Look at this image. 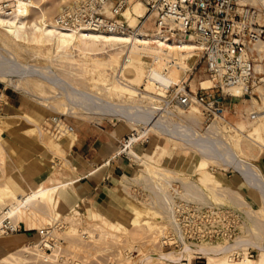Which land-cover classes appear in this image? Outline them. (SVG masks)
Here are the masks:
<instances>
[{"label":"rangeland","instance_id":"rangeland-1","mask_svg":"<svg viewBox=\"0 0 264 264\" xmlns=\"http://www.w3.org/2000/svg\"><path fill=\"white\" fill-rule=\"evenodd\" d=\"M30 1L32 2V7L29 11V19L38 18L41 13H45L47 18L53 19L60 16L62 13L57 8L58 3L64 7V10L70 6L72 2V0ZM134 2L136 1L128 3L123 11ZM245 2L253 5L257 9L258 20L263 23L264 0H246ZM147 17H149L148 14ZM143 18H140L141 23L138 28L148 33L155 32L154 25L152 21H150V18L148 20ZM125 22L128 23L126 19ZM128 27L131 30L126 32L135 30L130 26ZM47 48L48 47H40L35 44H26L20 41L16 42L13 39L11 40L7 34L0 30V61L2 64L0 66V90L3 99L0 117L17 115L19 118L20 116L22 118L24 114L37 117L40 121H38L36 125H32L38 131V137L40 139L44 138L47 145L58 156H60L58 151L62 148L59 136L54 134L55 126L49 125L45 118L47 115L51 114L49 112L50 108H48L49 105L44 101L50 95H55L56 93L61 94L75 106L73 107L75 109H71L77 110L78 112L80 110L79 108H81L79 106H83L86 102H96L100 100L120 106L146 105L154 107L150 104L153 100L145 98L147 95H153L156 92L155 86L158 84L155 82L152 83L148 79L151 69H156L161 72L173 71L176 73V77H174L176 81H182L184 77L188 75L184 83L191 91H195L199 88L200 83L208 78L205 73V63L202 52L200 53L198 50L195 52L196 55H192L187 59V70L181 69L177 65L169 63L161 58L159 59V57H153L147 54L144 57L147 61L144 77L137 87V91L140 92L141 95H139V93L129 92L127 89L122 90V93H120L121 91L119 92L113 84H119L121 86V83H127L125 80L118 78V71L124 60L123 54L119 55L117 61H113L114 63H107V54L94 56L101 61H106L105 66H100L94 71L88 67L86 68L82 57L77 53H73L69 59L68 57L65 58V56L57 55L59 53H57L55 49H53L54 51L52 50V53H48ZM27 80L33 81V85L36 83V85L42 87L40 88L43 91H41L42 94H40L42 98L38 99L33 94L31 95L29 92L26 93L20 86H24ZM62 81H64L63 83L67 81V85L70 83V86H68L69 88H63L61 86ZM70 90H72V92L75 90L76 93L73 94ZM124 91L125 93H123ZM126 91L129 94L132 93L133 96L126 94ZM214 92L216 95L219 94L217 90H214ZM45 96H47V98ZM21 100L26 102V105L22 109L24 111H20L9 105L19 106ZM172 112V115L166 112L165 118L167 120L164 118L166 122L163 121L164 124L166 123L165 126L167 128L170 127V129H174L176 124H181L184 128L183 124L186 126L187 123H193V129H191L189 125H187L189 128L186 126L188 130L193 131L191 135L193 140L196 138L194 135H196L195 133H197V131L198 133L205 134L207 126L209 127L213 123H216L210 127L209 131H211V133H206L207 141H211L207 146V152L211 151L212 153V151H216L217 142H220V144H224L225 142V144L234 151L237 157L253 163L264 174V144H262L263 146L259 145L246 137L253 126L259 123L262 125L264 124V83L251 97L241 96L226 99L223 106L224 121L219 119L216 115L212 121L205 122L201 115L200 108L196 105L188 109L179 108ZM52 114L57 116V119H64L67 125L70 126L69 128L73 129L75 132L78 129L83 130L94 125L106 126L109 128L118 126L121 128L126 127V135L133 130L138 133L140 131V133L143 132L142 128L130 124L123 117H99L93 113L79 114V116L76 117L62 111L60 113L56 111ZM90 114L92 116H90ZM20 121L21 120H19V122ZM22 123L26 124L25 120H22ZM27 124L30 125L29 123ZM70 129H66V131ZM3 132H5V130L0 133V185L4 184L9 186L8 191L13 189L15 195L4 196L2 202H0V219L5 216L2 213V208L7 206L10 207L13 204L19 205L25 197L32 193H34L35 196L27 200V203H25L26 208L22 209V213L19 215L17 213L11 215L13 221L18 224L21 229L27 230L26 228H30L32 230L27 232L20 231L13 234L0 233V239L15 238L17 235L26 234L28 238L25 239L24 245L27 247L28 241L35 240L42 229L53 227V233L58 239L61 250L59 254H55V257L47 256L48 258L45 259L42 257L43 254L38 256L37 254L39 253H34V251H31L28 247V250L31 251L30 253L16 251L19 247L1 248L0 260L3 258L11 259L15 257L19 258L15 261V263L17 262L18 264H138L137 262H139L140 258L146 254L153 253L152 255H154L156 253L176 252L180 247L167 248L162 246L161 242L162 236H166L170 232L171 224L167 218L168 207L163 201L162 194L159 193L160 191L155 188L156 185L160 186V184L164 191H168L172 194L180 192L184 197L193 199L204 205L211 204L224 208L237 209L242 215L238 218L239 222H235L237 224V226H235L236 229L239 228L242 233L240 232L238 235H234V237L232 236V238L227 241L202 243V246L211 245L220 248L221 246H225V244L227 245V243L230 244L233 239L235 240L240 237L248 238L253 236L260 241L264 238V230L262 229L263 203L258 190L252 189L246 185L245 180L231 166L225 167L217 165L216 163L213 164V162H205L197 166L192 172L180 167V163L188 162L191 154H196L197 150L187 142L177 139L175 136H167L156 130L148 131L142 143L133 145L134 151L139 154L141 160H137L131 155L128 157L130 159L124 154L119 156L121 158L120 164L123 162V166L119 170L113 183L115 185V194L112 197V207L111 205H107L110 198L108 192L111 191V183L104 187V190H102L100 195H97L95 199L84 201L85 205H94L100 213L109 217V220H112L113 216L122 217L124 220V228H117L116 230V228L105 227L103 230L95 228L91 231H83V228L89 225L87 226L86 224L88 223L82 218H79V216L72 215V213H70L72 209L64 211L60 208L56 209L49 199L43 198L37 193L43 186L40 185L26 193L22 190L15 189L12 182L8 180V163L6 161V146L4 144ZM122 139L123 138H121L120 141ZM237 140H239V142ZM200 169L212 172L223 181L229 190H233L241 194V196L243 195L242 198L249 207L244 205L236 206L229 201L220 199L218 194H216L218 193V188L202 185L198 181L197 172ZM233 177L244 182L247 187L248 197L244 196L242 191H239L236 185L233 184L231 180ZM122 179H124L122 184L125 191H123L118 184ZM170 181L173 185H177L176 192L175 189H172L174 186ZM192 183L196 184L195 188L189 190L187 185H191ZM131 201L141 204L142 209L139 212L141 214L140 216L149 220L148 223L145 220H141L140 224L137 223L138 225L134 223L138 216L133 214L128 208V203ZM150 207L155 209L156 212L154 215L148 216L145 210L147 211ZM74 216L75 219H73ZM88 219L92 220V216L90 215ZM55 225H57V228ZM242 230L245 232L243 233ZM247 247H241L242 250L239 247L235 248L237 250L229 251L224 256L227 255L228 257L226 256V258L234 260L235 258H244L245 252H247L250 258H245L251 260L258 259L260 250L253 246ZM249 253L252 256H250ZM191 256H189V258L184 256L183 258L189 260H183L182 264H195V261H202L200 264H209L207 256L202 252H195ZM156 262L157 258L153 256L148 263L155 264ZM179 262L180 261H178L177 264H179Z\"/></svg>","mask_w":264,"mask_h":264},{"label":"bare ground","instance_id":"bare-ground-1","mask_svg":"<svg viewBox=\"0 0 264 264\" xmlns=\"http://www.w3.org/2000/svg\"><path fill=\"white\" fill-rule=\"evenodd\" d=\"M131 1H136V2L132 3L130 7H127L122 12V15L127 20L128 26L135 29L132 32L93 29L83 26L68 27L65 25H61L58 22L59 16L53 19L47 18L45 16V13H41L38 18L29 19V11L32 7V2L30 0H0V30L5 34H7L9 38H11V40L13 39L16 42L20 41L26 44H33V45L35 44L36 46L38 45L40 47L42 46L48 47L47 48L48 53H52V50L55 49V51L59 53L57 55L59 56L62 55L63 57L65 56V58L68 57L69 59L71 58V55L73 53L75 54L77 53L80 55V57H82L86 68L88 67L94 71L98 69L100 66L103 65L105 66L106 61L107 63L108 62L111 63L114 60L117 61L119 55L123 54L124 60L120 65V69L118 71V78L125 80L127 83L123 84L119 82L121 83V86L119 84H113V86L116 89H118L119 92L121 91L120 93H122V90L127 89L129 90V92L131 91V92L139 93V95H141L140 92L137 91V87L139 86V84L141 83L144 77L143 76L145 72L144 70L146 68V63H147L144 57L147 54L153 57H159V59L161 58L169 63H173L177 65L181 69L187 70L188 69L187 59L192 55H196L195 54L196 50H198L201 53V46L192 38L173 37L168 40V38L165 35H162L156 31L152 33H148L147 31L141 30L140 28H138L139 24L141 23L140 18L144 17L146 18V20L150 18L147 17L146 5L140 0H131ZM131 1L129 3H131ZM245 1L246 0H240V3L243 4ZM107 5L110 4H106V6L104 7V12L106 15L110 16L111 15L110 6ZM57 8L62 12L61 13L62 15L65 10V9L63 10L64 7L60 5V3H58ZM257 49L260 56L264 58L263 55L264 45L257 46ZM102 54H107L108 56V59L105 62L94 57ZM1 65L2 64L0 61V66ZM174 77H176V73L173 71L161 72L156 69H151L149 72L148 79L152 83L155 82L163 86H167L170 84L180 85L181 83H184L187 80L188 75H186L184 77V80L182 81H176ZM63 82L64 81L61 82V86L63 88H69L68 86H70V83H68L67 85L66 83L67 81H65V83ZM212 84L213 83L210 81V79L207 78L200 83L199 88H208L211 87ZM35 85L36 83L33 85V81L27 80L24 86L22 85L20 86L26 91V93L29 92L31 95L33 94L38 99L42 98V96L40 95L43 92L42 89H40L42 87H39L40 85L39 86L38 85L35 86ZM232 90L233 92H236L235 89H231V91ZM70 91L72 92V90ZM73 91H74L72 92L73 94L76 93L75 90ZM123 93H125V91ZM126 94L129 93L126 91ZM129 95H132V93ZM45 97L47 98V96ZM145 98L153 100L154 95H147ZM44 101L49 105L48 108H50L49 112L51 113L45 117L46 122L49 125L55 126L54 134L56 136H59L61 147L65 150L69 149L72 146L74 139L76 137V133L73 129L69 128L70 126L67 125L64 119L61 118L57 119L58 117L52 114L56 111L57 112L59 111V113L62 111L71 116H76V117L79 116V114L83 115L84 113H93L99 117L102 116H109V117L114 116L116 118L123 117L130 124L137 125L140 128H142L143 129L142 133H147L150 130H156L167 136H175L177 137V139L187 142L189 145L193 146L197 150L196 154L195 153L191 154L188 162H181L179 165L180 167L188 169L191 172L194 171L197 166H200L202 163L205 162H211V163L213 162V164L216 163L217 165H221L225 167L231 166L236 170L238 174L243 176L244 179L249 184L255 187L258 190L259 194L261 195L262 203H263L262 229L264 230V179L260 172V169L257 166H255L253 163L243 158L237 157L234 151L231 150L229 146L225 144V142H224L225 145L223 143L220 144V142H217L216 144L217 150L212 151V153L211 151L207 152L208 149L207 146L210 144L211 141H207L206 133L210 134L211 133V131H209L210 127H212V125L216 123L212 122L213 124L207 127L205 134L198 133L197 131V133H195L196 135L193 134L196 138L192 140L191 135L193 131L188 130V128L190 127L191 129H193L194 128L193 123L191 124L187 123L186 126L189 125V127L187 126L188 128H186L185 124H183L184 128L181 124H176V127L174 126L175 127L174 129L172 127H171L172 129H170V127L167 128L165 126L166 123L164 124V122H166L167 120L165 118L166 112L164 113L163 116L155 119L153 116L155 112L154 111L155 107H149L146 105L120 106V105L110 104L109 102L104 100H100L104 102H100V101H96V102L91 101L92 103L90 101L86 102L83 106H79L81 108H79L80 110L78 112L77 110H72L75 109L73 108L75 106H73L72 102L69 101L68 99H65L64 96H62L61 94L56 93L55 95H50ZM90 116L92 115L90 114ZM17 117H18L17 115L0 117V133L4 130H7L8 127L10 126H15L19 122V120L22 119L30 122L33 125H36V123L40 121L37 117L28 114L22 115V118L21 116L20 118L18 117L19 119ZM218 117L219 119L223 120L220 116ZM164 118L166 119L165 121ZM66 129H70V130L66 131ZM246 137L249 138L252 142L258 143L259 145L264 144V124L262 125L259 123L253 126L252 130L248 132ZM237 141L239 142V140ZM122 151L123 150L121 149L118 151V153H121ZM125 151L129 155L136 156V154L132 151V145H128ZM197 179L202 185H208L211 186V188H218L217 189L218 191L216 190L218 193L216 194H218L220 199L229 201L236 206L244 205L249 207V205L243 200L241 194H238L233 190H229V188L223 183V181L212 172L208 170L200 169L197 172ZM195 185L196 184L192 183L191 185H187V187L190 190L195 188ZM8 188L9 186H6L4 184L0 185V202H2L4 196L15 195L14 190L12 189L8 191ZM56 190H57L56 185L43 186V188L40 189L37 193H39V195H41L43 198L49 199L53 203L56 209L60 208L62 211L67 210V207L61 203L58 194H56ZM32 196H35V194L32 193L31 195L25 197L19 205L13 204L12 206L9 207V213L8 214L3 213V214L5 216H9L10 219L13 220L11 215H14V213H17L18 215L22 213V209L26 208L25 203H27V200H29ZM128 208L131 210L133 214L138 216L137 220H135L134 223L140 224L141 220L142 221L145 220L148 223L149 220H147L146 218H142V216H140L141 214L139 212L142 209L141 204L131 201L128 203ZM145 212H147L148 216H150V215H154L156 211L155 209H152L150 207L147 209V211L145 210ZM70 213H72V215L79 216V218H82L88 223L86 225L89 226L83 228V231L86 232L91 231L95 228H98L100 230L105 229V227L116 228V230L117 228H122V227L124 228V222H123L124 220L122 217L113 216V219L109 220L110 219L109 217H106L104 214L95 211L93 213L92 220H89L86 219L83 216L82 212H80L76 208L72 209ZM3 218H1L0 221ZM73 219H75V216ZM107 229L111 230L109 228ZM133 231L135 232V230ZM242 231L243 233L245 232L244 230ZM0 233L2 232L0 231ZM25 239L26 236L23 234L17 235L15 238L13 237L7 239H0V249L19 247L16 251H24L30 253L31 251L28 250V248L24 245ZM202 245L203 244H198V243L187 244L183 242L180 246V249L176 252L172 251L168 253H158V254L156 253L154 255H152L153 253L146 254L142 256L139 262L137 263L149 264L148 262L150 261V258L154 256L157 258V262L155 264H177L178 261H180L179 264H182L183 260H189L183 258L184 256H187L189 258V256H191L195 252H202L207 256L209 264H264V238L262 241H260L254 238L253 236L248 238L240 237L235 240L233 239L230 244L227 243V245L225 244V246H221L220 248L211 245L210 246H202ZM247 246H253L256 249L260 250L258 259L251 260L245 258V257H249L247 252H245L244 258H235L234 260H230L226 258L227 255L224 256L229 251L237 250L235 248L239 247L241 249V247H247ZM37 255L40 256L42 254H37ZM42 257L45 259L48 258L46 255H42ZM16 259L19 258H15V257L11 259L3 258L2 260H0V264H16L17 263V262L15 263Z\"/></svg>","mask_w":264,"mask_h":264},{"label":"built area","instance_id":"built-area-1","mask_svg":"<svg viewBox=\"0 0 264 264\" xmlns=\"http://www.w3.org/2000/svg\"><path fill=\"white\" fill-rule=\"evenodd\" d=\"M130 1L72 0L59 16L58 22L68 27L129 31L131 29L122 11ZM140 1L146 5L156 32L165 35L168 40L186 37L200 44L205 73L213 83L211 87L197 88L195 91L189 90L185 83L167 86L156 84L151 102L155 107V119L165 112L172 115L176 109H188L196 105L205 122L212 121L216 115L225 120L223 106L226 99L251 97L264 83V58L257 49V46L264 45V22L258 20L257 9L253 5L246 2L241 4L240 0ZM106 4H110V16L104 12ZM214 90L219 94L216 95ZM2 105L0 90V109ZM140 132L133 130L123 137L118 147V150L123 151L117 156L124 154L129 157L125 151L128 145L133 147L134 144L142 143L147 134ZM173 186L176 192L177 185ZM155 188L160 191L168 207L167 218L171 224L170 232L162 236V246L179 248L183 242L218 243L241 232L235 227L242 216L237 209L204 205L184 197L180 192L172 194L164 191L161 184ZM2 213L8 214L9 207L2 208ZM53 229H42L35 240L28 241L27 247L34 253L55 257L61 248ZM0 231L13 234L29 230L21 229L9 216H5L0 221ZM200 263L202 261H195V264Z\"/></svg>","mask_w":264,"mask_h":264},{"label":"crops","instance_id":"crops-1","mask_svg":"<svg viewBox=\"0 0 264 264\" xmlns=\"http://www.w3.org/2000/svg\"><path fill=\"white\" fill-rule=\"evenodd\" d=\"M9 105L24 111L22 109L26 102L21 100L19 106ZM22 120L18 125L16 124L17 126H10L3 135L8 163V180L12 182L15 189L26 193L40 185H56V194L61 203L67 209H78L88 219L90 215L93 217L95 211H100L94 205H85L84 201L95 199L104 187L111 183L107 205L112 207V197L115 194L113 183L123 166V162L120 164L121 158L117 156L119 154L117 148L120 139L126 135V127L109 128L94 125L83 130L78 129L72 146L67 150L61 148L58 151L60 156H58L47 145L44 138L38 137L36 128L26 120V124H23ZM132 151L136 154L132 157L141 160L133 147ZM260 172L264 179L263 172L261 170ZM241 177L244 179L243 176ZM123 180L118 184L125 191ZM231 180L244 196L248 197L246 185L256 189L245 179L246 185L240 179L233 177ZM23 235L28 238L26 234Z\"/></svg>","mask_w":264,"mask_h":264}]
</instances>
